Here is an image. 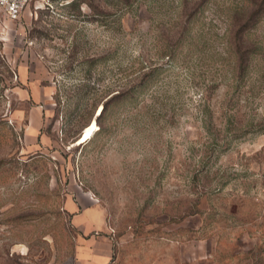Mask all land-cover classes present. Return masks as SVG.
Segmentation results:
<instances>
[{"label":"rangeland","instance_id":"rangeland-1","mask_svg":"<svg viewBox=\"0 0 264 264\" xmlns=\"http://www.w3.org/2000/svg\"><path fill=\"white\" fill-rule=\"evenodd\" d=\"M91 238L111 264H264V0H32L0 24V264H77Z\"/></svg>","mask_w":264,"mask_h":264},{"label":"crops","instance_id":"crops-1","mask_svg":"<svg viewBox=\"0 0 264 264\" xmlns=\"http://www.w3.org/2000/svg\"><path fill=\"white\" fill-rule=\"evenodd\" d=\"M80 208L70 207L75 216L76 228L85 236H89L96 230L103 228L104 214L95 200L83 195L80 197ZM86 245L78 253L77 264H111L112 249L108 244L98 241L96 238L86 240Z\"/></svg>","mask_w":264,"mask_h":264},{"label":"built area","instance_id":"built-area-1","mask_svg":"<svg viewBox=\"0 0 264 264\" xmlns=\"http://www.w3.org/2000/svg\"><path fill=\"white\" fill-rule=\"evenodd\" d=\"M32 0H0V24L19 21Z\"/></svg>","mask_w":264,"mask_h":264},{"label":"trees","instance_id":"trees-1","mask_svg":"<svg viewBox=\"0 0 264 264\" xmlns=\"http://www.w3.org/2000/svg\"><path fill=\"white\" fill-rule=\"evenodd\" d=\"M105 111H106V108L103 109V113L102 114H104Z\"/></svg>","mask_w":264,"mask_h":264}]
</instances>
